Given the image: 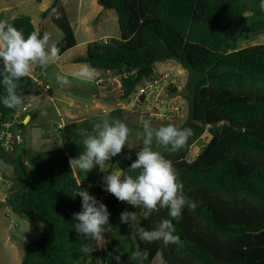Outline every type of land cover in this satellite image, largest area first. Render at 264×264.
I'll list each match as a JSON object with an SVG mask.
<instances>
[{
	"label": "trees",
	"instance_id": "trees-1",
	"mask_svg": "<svg viewBox=\"0 0 264 264\" xmlns=\"http://www.w3.org/2000/svg\"><path fill=\"white\" fill-rule=\"evenodd\" d=\"M260 3L98 0L104 10L116 11L121 37L90 44L86 55L74 62L89 64L99 72L98 80L109 72L118 78V100H130L159 63L176 62L189 73V115L177 128H190L192 134L176 152L155 140L151 147L171 160L184 195L197 207H185L178 221L168 216L167 209L144 217L142 209L114 194L104 196L98 185V167L79 175L71 169L69 160L84 150L81 132H92L106 113L127 125L123 108L66 124L61 130L63 147L31 166L24 162V148H16L12 157L0 142V159L15 166L7 204L30 221L44 223L41 238L24 244L21 264H116L115 256L121 264H152L158 253L167 264H264V44L240 47L242 40L264 33ZM49 15L63 33L57 44L62 56L78 45L75 30L59 0L42 18ZM9 23L25 37L32 32L44 35L30 16H18ZM37 86L31 76L18 82L22 104ZM4 94L0 85V95ZM21 105L8 108L0 104V124L13 118ZM17 126L25 128L23 122ZM206 133L209 142L189 161L192 145ZM139 149L117 157L119 170L134 178L139 170L129 167ZM79 184L92 195H103L101 201L111 214L112 226L99 240L74 232L73 213L81 210V198L70 195ZM125 210L136 212L139 226L146 230L156 228L163 219L171 220L178 243L141 240L136 227L120 222ZM85 244L95 250L83 252Z\"/></svg>",
	"mask_w": 264,
	"mask_h": 264
},
{
	"label": "rangeland",
	"instance_id": "rangeland-1",
	"mask_svg": "<svg viewBox=\"0 0 264 264\" xmlns=\"http://www.w3.org/2000/svg\"><path fill=\"white\" fill-rule=\"evenodd\" d=\"M59 1L74 27L78 45L62 56L57 53L55 59L46 66L38 62L32 65L30 76L40 77L38 81L41 86V81L48 82L51 91L44 90L37 83L36 91L27 97L26 105L28 103L31 105L28 108L29 112L24 116L22 113L15 114L18 119L13 117L8 121L9 127L18 131L20 129L17 125L24 123L28 114L32 116L31 122L26 123L24 130H21L24 140L20 148L26 150L25 163L34 165L49 152L62 148L63 146H57L55 142L63 139L61 130L66 124L116 108L126 110L129 129L127 145L122 148L121 153L144 147V133L141 128L145 120L149 121L153 128H159L169 124L178 127L187 119L189 103L186 99V86L189 73L182 65L176 62L157 64L154 75L146 78L142 84V87L149 85L145 93L138 90L130 100H118L120 90L118 78L109 72L97 84L99 72L93 70L87 63L74 62V59L86 55L90 44L120 39L116 11L93 6L92 0ZM54 2L55 0H0V11L3 9L0 24L8 25L10 19L18 16H30L37 29L48 35L46 47L57 49L63 33L53 22L52 15L46 19L42 18V13ZM259 44H264V33L242 40L240 47L247 48ZM76 73L84 75H75ZM58 74L64 75L68 82L65 84L58 81L56 79ZM71 94L87 98L90 102L76 99ZM209 140L210 136L206 133L192 145L188 160H194ZM11 156L13 157L12 154ZM117 157L118 155L106 162L105 167H110L109 169L98 171V185L102 188L104 196L107 191L102 186V177L111 170L114 172L119 170ZM75 170L78 175L84 172L77 168ZM14 178L15 166L0 159V262L3 264H21L25 255L24 244L41 238L44 231V223L41 227L42 222L30 221L24 214L13 212L7 204ZM96 198L101 201L103 195ZM152 264L167 263L161 253H158Z\"/></svg>",
	"mask_w": 264,
	"mask_h": 264
},
{
	"label": "clouds",
	"instance_id": "clouds-1",
	"mask_svg": "<svg viewBox=\"0 0 264 264\" xmlns=\"http://www.w3.org/2000/svg\"><path fill=\"white\" fill-rule=\"evenodd\" d=\"M260 7L264 10V0H261ZM47 41V34L41 36L32 32L25 37L21 30L11 24H0V67L3 68L0 72V85L6 93L0 95V104L8 108H16L22 104V96L16 91L18 82L31 75L34 63L46 66L57 55L55 47H46ZM56 79L65 84L68 82L64 75L58 74ZM143 132L144 147L137 151V158L129 167L139 170V174L134 178L126 175L122 169L115 172L111 170L102 177V186L118 200L142 209L144 217L150 216L154 211L167 209L168 216L178 221L185 207L195 210L197 203L184 195L183 184L178 181L171 160L154 151L151 145L155 140L157 144L169 148L172 152L179 151L192 134V130L177 128L171 124L153 128L150 122L145 120ZM81 135L84 150L69 160L71 169L77 168L88 173L98 167L103 172L110 168L105 167L106 162L120 154L122 148L127 145L129 129L124 122L110 119L106 113L93 126L92 132L82 131ZM55 143L62 147L65 141L59 139ZM80 184L72 189L70 195L73 199L77 196L81 198V210L73 213L74 232L82 238L99 240L112 226L109 220L111 214L102 201L90 194L88 189L81 188ZM120 222L136 227V234L141 240H158L164 245L178 243V237L174 235V224L169 219H163L156 228L146 230L139 226L136 212L125 210L120 214ZM40 226L43 227V223ZM94 250L88 244L82 246V251L87 254ZM114 259L116 264H121L119 256Z\"/></svg>",
	"mask_w": 264,
	"mask_h": 264
},
{
	"label": "built area",
	"instance_id": "built-area-1",
	"mask_svg": "<svg viewBox=\"0 0 264 264\" xmlns=\"http://www.w3.org/2000/svg\"><path fill=\"white\" fill-rule=\"evenodd\" d=\"M104 42L108 43V40H105ZM38 78H40V77H37V78L34 77L35 81L39 84ZM41 82H42V86L40 84H39V86L43 87V89L46 91H51V88H50L51 85L48 82H46V81H44V82L41 81ZM100 82H101V79L97 80L96 83L99 84ZM148 88H149V85H146L145 87H141L139 91L141 93H145ZM26 104L27 103L25 102L24 104L21 105V107H20L19 111L16 113V115L19 113H22V115L24 116L27 114V112H29L28 108L31 107V105L29 103H28V105H26ZM16 115H14V117L18 119V116H16ZM8 124H9V122H2L0 124L1 128H2L0 130V142H1L2 148L5 150V152L12 154L16 148H19L22 146L24 137H23L21 130L14 131L12 128L9 127ZM105 195L108 196L109 193L107 192V194H105Z\"/></svg>",
	"mask_w": 264,
	"mask_h": 264
},
{
	"label": "crops",
	"instance_id": "crops-1",
	"mask_svg": "<svg viewBox=\"0 0 264 264\" xmlns=\"http://www.w3.org/2000/svg\"><path fill=\"white\" fill-rule=\"evenodd\" d=\"M92 5L93 6H99L101 9H102V7L98 4V0H92ZM48 9V7L45 9V10H47ZM3 10V9H2ZM2 10L0 11V14H1V12H2ZM33 23H34V21H33ZM37 28V27H36ZM38 30V29H37ZM39 31V30H38ZM109 37V36H108ZM39 68H40V66H39ZM28 99V98H27ZM31 120H32V116L31 115H27L26 116V118H25V121H28L29 123L31 122ZM27 122V123H28Z\"/></svg>",
	"mask_w": 264,
	"mask_h": 264
},
{
	"label": "water",
	"instance_id": "water-1",
	"mask_svg": "<svg viewBox=\"0 0 264 264\" xmlns=\"http://www.w3.org/2000/svg\"><path fill=\"white\" fill-rule=\"evenodd\" d=\"M71 96L74 97V98H76V99H79V100H81V101H84V102H86V103L90 102V100L87 99V98H83V97H80V96H76V95H74V94H71ZM27 122H28V121H24V124H26Z\"/></svg>",
	"mask_w": 264,
	"mask_h": 264
}]
</instances>
